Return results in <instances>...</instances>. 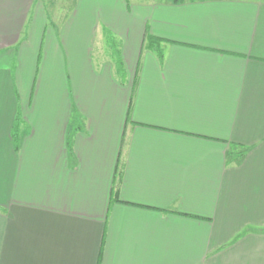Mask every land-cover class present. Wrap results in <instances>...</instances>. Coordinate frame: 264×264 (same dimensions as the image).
I'll list each match as a JSON object with an SVG mask.
<instances>
[{
    "label": "crops",
    "instance_id": "obj_1",
    "mask_svg": "<svg viewBox=\"0 0 264 264\" xmlns=\"http://www.w3.org/2000/svg\"><path fill=\"white\" fill-rule=\"evenodd\" d=\"M71 3L0 0V264H264V0Z\"/></svg>",
    "mask_w": 264,
    "mask_h": 264
},
{
    "label": "rangeland",
    "instance_id": "obj_2",
    "mask_svg": "<svg viewBox=\"0 0 264 264\" xmlns=\"http://www.w3.org/2000/svg\"><path fill=\"white\" fill-rule=\"evenodd\" d=\"M37 1H44L46 3V5H48L47 7H49V5L51 6V11H49L47 9L45 11L49 17H53L51 12H55V11L59 10L60 13H63L62 16L63 17L66 16V18H67L71 15V13L73 11L72 3H71L72 0H37ZM109 38H110V34H106V42L105 43L107 44V48L105 47L104 51H106L107 56H109L112 60L114 59V61L117 63L118 59H120V53L118 50V46L116 45V43L112 44L111 42H109L108 41ZM97 50L98 49L96 47L95 52H94L95 61H97V59H101L103 57L102 54H98Z\"/></svg>",
    "mask_w": 264,
    "mask_h": 264
},
{
    "label": "trees",
    "instance_id": "obj_3",
    "mask_svg": "<svg viewBox=\"0 0 264 264\" xmlns=\"http://www.w3.org/2000/svg\"><path fill=\"white\" fill-rule=\"evenodd\" d=\"M173 2H177V1H181V0H172ZM109 42H111L112 44L114 43V38L112 37V35L110 34V38L108 39ZM160 42L161 39L152 36L150 34L146 35V38L144 40V47L148 48V49H152L153 51H155L157 53V55L161 58L162 57V48L160 46ZM117 64L119 67H121V60L118 59ZM14 143L15 145H17V132H14ZM245 154V149L243 148L242 150H236L233 152H229L228 156L230 157L231 160L234 161H238L241 159V157Z\"/></svg>",
    "mask_w": 264,
    "mask_h": 264
}]
</instances>
